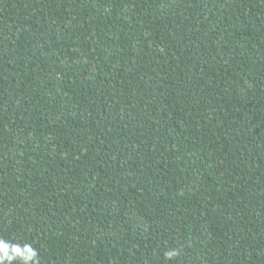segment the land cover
<instances>
[{
	"label": "trees",
	"instance_id": "obj_1",
	"mask_svg": "<svg viewBox=\"0 0 264 264\" xmlns=\"http://www.w3.org/2000/svg\"><path fill=\"white\" fill-rule=\"evenodd\" d=\"M0 243L264 264V0H0Z\"/></svg>",
	"mask_w": 264,
	"mask_h": 264
},
{
	"label": "clouds",
	"instance_id": "obj_2",
	"mask_svg": "<svg viewBox=\"0 0 264 264\" xmlns=\"http://www.w3.org/2000/svg\"><path fill=\"white\" fill-rule=\"evenodd\" d=\"M5 247H6L5 244L0 243V248H5ZM166 255L168 256L169 259H171L172 257L178 255V252L176 250H172L166 253ZM34 257H35V251L31 250V255L27 259H33ZM8 259L11 260L12 257H9ZM25 264H27V261H25ZM33 264H35L34 260H33Z\"/></svg>",
	"mask_w": 264,
	"mask_h": 264
}]
</instances>
